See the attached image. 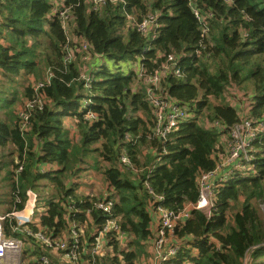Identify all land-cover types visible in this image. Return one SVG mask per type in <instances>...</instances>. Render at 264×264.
Segmentation results:
<instances>
[{"label": "trees", "instance_id": "trees-1", "mask_svg": "<svg viewBox=\"0 0 264 264\" xmlns=\"http://www.w3.org/2000/svg\"><path fill=\"white\" fill-rule=\"evenodd\" d=\"M125 2H108L94 9L89 0H0V73L11 84L21 75H34L36 83L48 73L52 75L40 91L46 100L43 108L37 106L33 111L31 128L25 135L19 127L18 112L10 122L0 119V147L12 142L19 157L28 154L18 183H14V195L18 191L22 197L16 207L23 208L27 190L34 188L36 181L49 180L55 196L47 200L49 208L40 218L41 224L52 237L65 232L70 236L74 223L80 226L78 229L83 228L86 234L81 260L85 264H136L147 254L146 244L154 233L145 181L174 211L198 200L200 175L216 168L224 147L223 136H227L226 145L231 127L240 121L238 107L224 99L228 88L243 92V97L251 101L250 116L264 122V0ZM66 7L73 16L70 32H66L57 11ZM194 8L207 24L205 37L204 24ZM128 13L137 20L148 13L157 14L156 36L139 32L129 23ZM70 35L90 45L95 60L86 71L90 87L82 78L80 64L87 59V52L65 62ZM169 53L179 56L183 74L167 73L161 86L169 96L187 105L193 116L167 140H160L151 135L152 108L135 66L144 65L149 72L161 69ZM39 56L42 62L37 60ZM137 80L142 82L138 90L133 87ZM25 96L35 97L33 84L27 87ZM1 99L4 106L15 102ZM84 99L91 102L82 110ZM88 109L98 113L99 119L86 120ZM66 116L76 119L77 142L64 127ZM200 116L205 117L204 125ZM35 138L41 144L40 153L34 156L31 149ZM254 144L257 152L253 168L236 172L222 183L209 214L192 208L190 217L177 226L174 244L180 249L168 264H245L247 254L248 264H264V215L256 203L264 199V132ZM123 150L138 169L153 166L152 170L145 168L137 174L125 168L120 162ZM88 157L110 164L103 174L113 192L116 190L113 195L118 201L112 212L123 234L130 236V249H122L115 236L108 244L112 252L91 253L94 229L109 217L96 207L104 198L81 195L66 186L68 174L76 172L77 163ZM38 162L53 163L58 168L38 172ZM11 173L14 177L15 169ZM6 232L11 233L8 225Z\"/></svg>", "mask_w": 264, "mask_h": 264}, {"label": "built area", "instance_id": "built-area-1", "mask_svg": "<svg viewBox=\"0 0 264 264\" xmlns=\"http://www.w3.org/2000/svg\"><path fill=\"white\" fill-rule=\"evenodd\" d=\"M94 9L107 4L108 2L126 3L125 0H89ZM59 15L63 27L66 32L70 26V20L72 21V14L69 7L58 9ZM194 12L199 21H204L202 14L194 8ZM129 23L136 27L139 32L152 37L156 36L158 29V15L148 13L143 19L137 20L132 14H127ZM202 35L205 37L208 33V27L205 22ZM66 55L65 62H72L77 54L87 52V57L92 56L90 53V45L86 40H77L68 38V42L65 45ZM138 79H140L146 87L145 97L152 108L153 114V127L151 135L160 140H167L169 134L177 130L182 122H185L193 116L189 107L179 103L175 98L166 93L162 86L161 81L163 77L170 72L175 73L176 76H182L183 69L179 65V56L175 53H169L167 55L166 62L161 69H157L153 72H149L144 65L136 68ZM52 75L48 73L43 81L37 82L33 85L35 97L33 99H26L25 103L17 111L19 118V127L22 134L25 135L31 128V117L33 111L38 106L43 108L45 99L40 93L41 89L45 85L50 83ZM88 83L87 87H90L88 74L82 73ZM231 94L234 98L240 101V103H232V105L238 107L240 121L231 127L229 131L228 142L225 145V150L219 153V159L217 166L214 170L203 172L199 178V197L195 203H189L180 211H174L162 202L164 197L158 194L150 185L149 181H145V189L148 191L149 209L156 217L157 226L155 234L151 240L153 245V252L150 257V264H168V261L177 255L180 246L174 244V235L177 226L190 217L192 208L202 210L205 213H210L214 207V200L216 191L218 188L227 181L230 177H233L236 172L244 171L246 169L253 168V160L255 159V152L257 148L254 141L264 132V122L262 120L254 119L250 116L251 101L249 98H242L239 93L234 92L231 88L224 94ZM90 99H84L82 110L86 109L90 104ZM85 119L90 122H94L99 119L98 113L87 110ZM212 123H207L208 127H212ZM219 126L220 124H215ZM130 135H126V141H129ZM161 157L157 158L160 161ZM121 164L135 172L139 173L145 168L152 170L153 166H146L138 169L132 162L129 153L126 150L120 155ZM25 165V159L18 161V167L15 170L16 178L23 170ZM40 172H48L47 167L42 165L38 166ZM19 192H15V209L10 212H0V264H23L22 256L25 247V239L19 235H24L34 241V243H41L45 248H54L63 253L68 262L72 264H85L81 260V245L83 243L82 236L85 237L83 228L77 224H73L70 230V236H56L52 237L48 229L44 228L41 224L40 218L47 213L49 206H39V196L31 189L27 190V198L22 209L17 210L16 204L22 202V197L19 196ZM112 195L111 198L104 197V199L96 203V207L101 209L106 216H109L106 222L102 226H98L94 229L93 236L94 242H92L91 253L93 255H103L106 249L109 247V241L115 236L118 238L123 235L119 220L117 216H113V206L117 202V196ZM264 210V200L260 204ZM37 207L42 208V214L36 215ZM28 212L27 214H24ZM30 224L37 227L34 230ZM11 232L8 234L6 228ZM19 234V235H18ZM128 236V235H127ZM130 238V236H128ZM117 238V239H118ZM111 247V246H110ZM250 260V254L246 255L245 264H248ZM39 264H51L50 257L42 253L38 257Z\"/></svg>", "mask_w": 264, "mask_h": 264}, {"label": "rangeland", "instance_id": "rangeland-1", "mask_svg": "<svg viewBox=\"0 0 264 264\" xmlns=\"http://www.w3.org/2000/svg\"><path fill=\"white\" fill-rule=\"evenodd\" d=\"M70 23H71V20H70ZM68 32H70V29H68ZM69 37L71 39L74 38V37L72 38L71 35ZM37 60L42 62L41 56H39ZM80 64L83 66L82 73L85 74L88 68L87 67L88 61L82 59V61L80 60ZM43 72H45V68L39 75V78L43 76ZM36 81L37 79L34 75H21L17 77L15 81H13L11 84L10 80L0 73V93H2L0 94V106L3 107V108H0V119L1 120H5L7 122L12 121L14 114L17 113L19 108L25 103L27 99V97L25 96V90L27 89V87L32 86V84L35 85ZM141 86H142V82L139 80H137L133 85V87L136 90L142 88ZM247 90L250 93L253 91L251 89V85H248ZM239 94L242 98L243 92H240ZM2 97H6L9 101H12V102L15 101V102L14 104H11V106H4V102L1 101ZM224 97H225L224 98L225 101L229 103L230 102L234 104L240 103V101L234 98L231 94H226L224 95ZM139 114L143 115L142 112H140ZM204 120H205V117L200 116L199 121L202 125L205 124ZM73 137L76 141H77V138L79 139V137L77 136V133L74 134ZM223 137H224L223 139L224 147L221 148L220 152H223L225 150V139H227V136H223ZM32 141H33V146L31 150L35 152L34 153V156H35L36 154L40 153L41 141L38 138H35ZM96 146L97 144L94 147ZM26 157L28 158V154L26 153L24 156L19 157V152L17 150V147L13 145L12 142H9L5 148L0 147V212L6 213V212H10V210L15 209V204H14V199H13L15 195L13 193V190H14V183L15 181L18 183L19 176L16 178V173H14V177H13L11 175L12 174L11 171L13 172L14 169L16 170L15 167L18 161L25 159V165H26L27 163ZM93 159H94L93 157H88V158L83 159L79 164L77 163L76 167L78 169L76 172H72L71 174H68L66 178V186L74 188L75 191L78 188V186H79L78 191L80 190V187H82L83 192L89 196H96L97 198H100L105 195L106 197L110 194L111 187L105 179L103 170L106 167H108L110 164L105 161L96 162ZM96 163L98 166H96ZM52 167L53 165L52 166L48 165L47 170L52 171L51 170ZM55 168L57 169L56 166ZM82 170H84V172L81 173ZM76 175L77 177L73 178ZM77 181H79V183L83 181V183L80 185L77 183ZM53 187H54L53 184H51L49 180L40 179L35 182L34 188H28V190L31 189L33 192H35L39 196V202H40L39 206H42V205H47L46 200L52 199L55 196V190ZM262 201L257 200L256 203L259 209L261 210L262 214L264 215V210L261 208V205H260ZM35 211H36L37 216H40L42 214L41 207H37ZM25 251H26V247H24L22 260L24 259V256L26 254H29L27 252L25 253ZM57 252L58 253H50V254L54 257L55 256L59 257L60 255L63 254L60 251H57ZM146 264H149V262H147Z\"/></svg>", "mask_w": 264, "mask_h": 264}, {"label": "crops", "instance_id": "crops-1", "mask_svg": "<svg viewBox=\"0 0 264 264\" xmlns=\"http://www.w3.org/2000/svg\"><path fill=\"white\" fill-rule=\"evenodd\" d=\"M86 60L88 61V66H87L88 68H87V70H89L90 69L89 67L94 65L95 60H93V57L92 56L87 57ZM100 62H101V59L98 61V64H100ZM136 66H135V70L137 68ZM63 123H64V127L69 131V133H70V135H71V137H72L73 140H75L74 137H73V135L76 134V133H77V136L80 139V136H79L78 130H77V125H76V119H75V117H73V116H66V117L63 118ZM79 139L77 138V141H79ZM145 152L147 153V151H145ZM42 165H44L46 167H48V165L49 166H52L53 165V167L51 168L52 171L56 169L55 166L58 168V165L53 164V163L38 162L36 164L35 171L38 170V166H42ZM82 172H84V170H82L81 173ZM77 175L75 177H73V178H76ZM77 183L81 185L83 183V181H81L80 183H79V181H77ZM78 188H79V186H78ZM78 188L76 189V192L78 194L86 195L83 192L82 187H80V190L79 191H78ZM107 190H108V188H107ZM112 191H113V188L111 187V192ZM114 193H116V190H114L113 194ZM104 197H105V195L103 196V198ZM46 204H48V202H46ZM27 213L28 212H25L24 214H27ZM87 216L90 217V213H87ZM157 223L158 222L156 220V217L153 215V221H152V226L151 227H152V231H153L154 234H155V229H156ZM85 229H87V227ZM84 233L86 234V231L85 230H84ZM19 236L24 237V239H25V247H26L25 253L26 252L29 253V254H26L24 256L23 264H39L38 257L41 254V252L47 254L50 257L51 264H70V262H68V260L64 257L63 254L60 255L59 257H56V256L54 257V256H52L50 254V253H58L57 251H59V250H56L54 248H45L41 243L36 244V243H34V241L32 239H30V238H28V237H26L24 235H19ZM63 236L64 237H69L66 232L64 233ZM82 237H84V236H82ZM118 239H119L118 241L120 242V246L122 247V249H128V248L130 249L129 242L131 241V239L127 235H124L123 234ZM146 245H147V254H143L136 261V264H146L147 262H149V264H150V256H151V254L153 252V245H152V242L150 240L147 242ZM105 251L106 252H112V246L111 247H108ZM194 252H196V251H194Z\"/></svg>", "mask_w": 264, "mask_h": 264}]
</instances>
